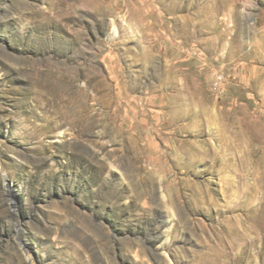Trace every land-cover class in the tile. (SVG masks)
Here are the masks:
<instances>
[{
	"label": "rangeland",
	"instance_id": "obj_1",
	"mask_svg": "<svg viewBox=\"0 0 264 264\" xmlns=\"http://www.w3.org/2000/svg\"><path fill=\"white\" fill-rule=\"evenodd\" d=\"M0 264H264V0H0Z\"/></svg>",
	"mask_w": 264,
	"mask_h": 264
},
{
	"label": "built area",
	"instance_id": "obj_2",
	"mask_svg": "<svg viewBox=\"0 0 264 264\" xmlns=\"http://www.w3.org/2000/svg\"><path fill=\"white\" fill-rule=\"evenodd\" d=\"M221 80H222V76L221 75L217 76V81L220 82Z\"/></svg>",
	"mask_w": 264,
	"mask_h": 264
},
{
	"label": "bare ground",
	"instance_id": "obj_3",
	"mask_svg": "<svg viewBox=\"0 0 264 264\" xmlns=\"http://www.w3.org/2000/svg\"><path fill=\"white\" fill-rule=\"evenodd\" d=\"M244 221H245V219H244ZM239 229V228H238ZM242 229V228H241Z\"/></svg>",
	"mask_w": 264,
	"mask_h": 264
}]
</instances>
